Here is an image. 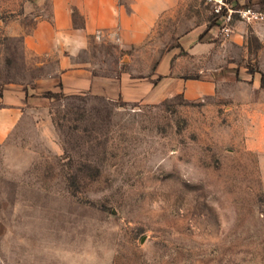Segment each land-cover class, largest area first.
Here are the masks:
<instances>
[{
  "label": "rangeland",
  "instance_id": "1",
  "mask_svg": "<svg viewBox=\"0 0 264 264\" xmlns=\"http://www.w3.org/2000/svg\"><path fill=\"white\" fill-rule=\"evenodd\" d=\"M53 21V0H0V94L58 79L59 53L26 42ZM202 22L219 28L212 6L195 2L130 50L98 32L76 63L143 78L179 27ZM245 26L199 54L206 71L189 79L204 74L212 87L197 99L42 92L44 105L0 143L4 264H264V23ZM183 56L193 68L196 56Z\"/></svg>",
  "mask_w": 264,
  "mask_h": 264
},
{
  "label": "crops",
  "instance_id": "2",
  "mask_svg": "<svg viewBox=\"0 0 264 264\" xmlns=\"http://www.w3.org/2000/svg\"><path fill=\"white\" fill-rule=\"evenodd\" d=\"M205 3L200 0H53V23L42 22L33 36L26 39L29 47L39 55L57 51L60 75L56 81H37L34 87L5 84L0 94V143L5 142L21 123L23 117L46 99L40 95L53 91L57 86L66 95L89 93L109 100L127 103L156 104L175 95L184 94L188 99H197L210 91L212 84L204 74L198 79H189L192 69L205 72L206 67L197 66L199 54L221 46L218 27H208L207 22L194 24L176 36L171 50L164 53L152 67V73L143 78L123 74L120 77L94 75L85 66L77 65L76 52L87 47L90 38L100 32L102 39L119 44L130 50L144 45L153 33L164 25L171 29V21L184 18L190 4ZM206 4V3H205ZM207 5V4H206ZM83 17L81 27H74L72 10ZM245 24L237 23L232 39L238 41L239 32ZM183 54L195 55L193 68H187Z\"/></svg>",
  "mask_w": 264,
  "mask_h": 264
},
{
  "label": "built area",
  "instance_id": "3",
  "mask_svg": "<svg viewBox=\"0 0 264 264\" xmlns=\"http://www.w3.org/2000/svg\"><path fill=\"white\" fill-rule=\"evenodd\" d=\"M212 6L213 15L219 22L220 34L230 38L237 23L246 25L264 23V0H200ZM0 264L4 258L0 250Z\"/></svg>",
  "mask_w": 264,
  "mask_h": 264
},
{
  "label": "trees",
  "instance_id": "4",
  "mask_svg": "<svg viewBox=\"0 0 264 264\" xmlns=\"http://www.w3.org/2000/svg\"><path fill=\"white\" fill-rule=\"evenodd\" d=\"M262 81H263V85H264V76L262 78ZM46 97H53V94L52 93H48V94H46Z\"/></svg>",
  "mask_w": 264,
  "mask_h": 264
}]
</instances>
